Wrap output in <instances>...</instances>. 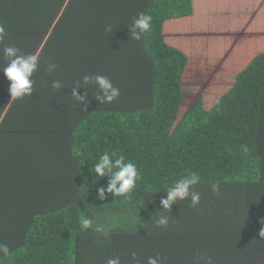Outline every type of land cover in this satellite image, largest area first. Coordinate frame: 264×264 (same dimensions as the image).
<instances>
[{"label":"trees","instance_id":"obj_1","mask_svg":"<svg viewBox=\"0 0 264 264\" xmlns=\"http://www.w3.org/2000/svg\"><path fill=\"white\" fill-rule=\"evenodd\" d=\"M76 1L71 37L83 50L78 73L60 67L64 58L56 61L53 45L67 37L63 22L42 50L31 46L27 53L40 60L33 89L66 107L45 127L14 128L16 135L60 144L43 165L14 153L19 170L9 180L0 176V216L13 208L37 209L25 214L26 224L19 220L21 240L0 264H106L113 257L146 264L157 255L164 264H196L198 253L215 264H264V0H230L206 14L202 25L193 19L205 0ZM139 13L152 16L151 29L132 44L128 27ZM61 41L57 55L65 53L67 39ZM91 43L94 59L85 46ZM119 52L142 69L141 77L118 73L110 79L120 89L110 104H99L95 88L87 86L89 104L82 111L73 87L85 75H103L100 57ZM48 63L57 69L48 73ZM52 81L63 88L52 90ZM40 104L31 107L37 112ZM13 113L18 119L27 108ZM106 151L137 166L140 179L128 197L96 198L109 177L98 178L93 169ZM190 172L200 176L198 210L178 201L166 213L169 227H157L166 189ZM213 183L218 194L210 191ZM82 217L93 227L82 229Z\"/></svg>","mask_w":264,"mask_h":264},{"label":"crops","instance_id":"obj_2","mask_svg":"<svg viewBox=\"0 0 264 264\" xmlns=\"http://www.w3.org/2000/svg\"><path fill=\"white\" fill-rule=\"evenodd\" d=\"M60 1L56 0L53 3V0H0V24L5 27L6 32L4 41L0 44V49L11 45L19 48L20 53L26 55L29 48L35 46L38 49V53L46 45L48 39L51 38L52 31L56 26V35L60 34L61 28L59 22L61 25L63 22L65 26L63 31L67 37L55 41L53 45L54 54L57 57L56 61L58 63L61 62V58H64L63 65L60 66L64 71L69 74H77L76 66L83 56V50L78 43L74 44L75 41L78 42V39L72 38L71 32L75 27V10L78 3L76 0H72V2H70L71 0H64L62 5ZM64 39H67V43L64 45L65 53L61 54L60 52L57 55L59 44ZM68 41L70 42L68 43ZM134 42V40H131L132 44ZM85 46L92 50V57L94 59L96 47L93 43L90 46L89 44H85ZM123 48L125 49L126 47ZM99 60L101 73L109 79H114L118 76V73L141 77L142 73L140 71L142 69L135 67L129 58L121 52L116 56H111V58L104 54ZM7 63L8 61L3 57L2 52H0V163L4 162L5 166L4 169L0 168V176L6 175L2 177L4 180H9L14 175V172L19 170V164L12 161L14 153L26 157L27 161L37 159L39 162L36 164L43 165L41 159H44L47 163L51 151L59 147L58 140L44 137L49 140L46 143L47 145H45L44 141H39L42 138L41 136L34 139L32 136H24V133L16 135L17 132H14V128L45 127L50 120H54L59 112L66 107L59 102L58 97L42 95L43 91L39 87L33 89L31 96L19 100L11 99L7 91L10 81L6 79L2 71L7 66ZM40 79H45V72ZM73 79H76V76ZM38 98L42 104L39 105V109L35 112L31 105L36 100H38V104L41 103ZM26 108L27 115L16 119L13 112H22ZM65 163L66 166L71 165L70 155L69 159L65 160ZM61 174L64 181L68 182L70 179L67 175L68 172L63 170ZM19 175L22 176L24 173ZM14 209L8 211L6 215V217L9 215L8 221H3L6 217L0 216V229L2 230L0 231V243L7 244L9 248L19 242V239L21 240L20 233L18 232L19 220H21V223L26 224L28 220L25 219V214L29 216L33 211L37 210L23 208L21 211L17 210L14 212Z\"/></svg>","mask_w":264,"mask_h":264},{"label":"clouds","instance_id":"obj_3","mask_svg":"<svg viewBox=\"0 0 264 264\" xmlns=\"http://www.w3.org/2000/svg\"><path fill=\"white\" fill-rule=\"evenodd\" d=\"M152 16L146 13H139L133 19L132 24L128 27L129 36L134 41H141L143 36L150 32ZM112 25H106L105 32L111 33ZM6 32L5 27L0 24V44L3 43ZM3 57L8 61L7 66L3 68V74L10 84L8 86V93L11 99L19 100L24 97L31 96L33 93V86L35 81L33 79L34 73L38 70L40 60L35 54H21L20 49L7 45L0 49ZM57 69L55 63H48L46 71L52 73ZM93 86L96 91L94 99L99 104H110L116 101L120 96V89L113 85L112 81L104 75H85L81 81L77 83L71 92L73 100L79 105L82 111L88 107V91L87 86ZM51 89L60 91L63 85L59 81L51 82ZM84 89L83 92L78 91ZM116 153L110 154L106 151L98 159L94 165V173L98 178L109 177L106 187L97 189L96 198L98 200H106L107 194L112 197H128L136 187V182L140 179L137 171V166L132 162H126L123 155L116 157ZM200 183V176L197 172H190L183 178L179 179L175 184L166 189V197L161 198L160 206L162 211L155 223L157 227H169V216L166 213L170 212L171 206L178 201H189V207L198 210V205L201 201V195L195 190V186ZM210 191L213 194L219 193V185L211 184ZM81 228L84 230L93 227V220L88 217H82ZM95 231H102L97 227ZM259 236L264 238V229L259 232ZM9 247L7 244L0 243V256H8ZM132 260H136V253L131 254ZM106 264H120L119 257L109 258ZM146 264H164L163 259L157 255L155 257H148ZM196 264H215L212 257L206 254H197Z\"/></svg>","mask_w":264,"mask_h":264},{"label":"rangeland","instance_id":"obj_4","mask_svg":"<svg viewBox=\"0 0 264 264\" xmlns=\"http://www.w3.org/2000/svg\"><path fill=\"white\" fill-rule=\"evenodd\" d=\"M230 0H205L204 4L201 7H198L196 11H199V13L194 12L195 18L193 19L194 23H197L199 25H202V19H204V16L206 14H211L215 10H219V8L226 6V3ZM252 1H259V0H252ZM186 26L188 24V21H186ZM218 89V85H216V90ZM123 218L127 219V216H123ZM123 220V219H122Z\"/></svg>","mask_w":264,"mask_h":264}]
</instances>
